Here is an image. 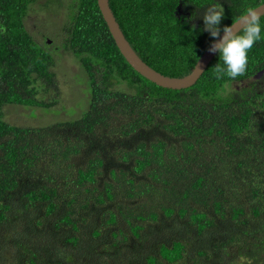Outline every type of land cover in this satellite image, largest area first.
I'll return each mask as SVG.
<instances>
[{
	"label": "trees",
	"instance_id": "obj_1",
	"mask_svg": "<svg viewBox=\"0 0 264 264\" xmlns=\"http://www.w3.org/2000/svg\"><path fill=\"white\" fill-rule=\"evenodd\" d=\"M37 1L0 0V264H264V17L244 76L217 79V52L172 89L129 64L98 0H70L88 108L21 126L6 106L57 103L54 55L25 21ZM109 2L144 61L184 76L213 42L208 5H223V29L264 0Z\"/></svg>",
	"mask_w": 264,
	"mask_h": 264
},
{
	"label": "rangeland",
	"instance_id": "obj_2",
	"mask_svg": "<svg viewBox=\"0 0 264 264\" xmlns=\"http://www.w3.org/2000/svg\"><path fill=\"white\" fill-rule=\"evenodd\" d=\"M69 1L57 0L58 5L51 3L49 7L44 8L45 0H38L28 10L25 20L27 29L38 42L48 43L55 58L53 70L56 73V87H50L45 95L48 100L55 98L57 103L49 110L37 108L35 111L30 106H6V118L13 124L44 126L57 121L76 119L88 108V75L79 59L65 46L64 28L68 18ZM113 204L115 202H111L109 206L112 207ZM90 223L91 220H85L82 226ZM97 244L101 245V242ZM148 250L149 248L146 249L145 255L149 253Z\"/></svg>",
	"mask_w": 264,
	"mask_h": 264
},
{
	"label": "clouds",
	"instance_id": "obj_3",
	"mask_svg": "<svg viewBox=\"0 0 264 264\" xmlns=\"http://www.w3.org/2000/svg\"><path fill=\"white\" fill-rule=\"evenodd\" d=\"M224 15L225 10L221 3L208 5L203 14L202 31L208 32L214 38L208 51L218 52L220 61L223 62L222 65L218 63L213 67L216 78L223 79L227 76L235 80L246 74L249 63L248 52L262 38L261 17H264V7L247 8L245 14L233 21L231 25H225L221 29ZM195 27L196 25L193 24V29Z\"/></svg>",
	"mask_w": 264,
	"mask_h": 264
},
{
	"label": "water",
	"instance_id": "obj_4",
	"mask_svg": "<svg viewBox=\"0 0 264 264\" xmlns=\"http://www.w3.org/2000/svg\"><path fill=\"white\" fill-rule=\"evenodd\" d=\"M98 5L118 48L120 49L121 53L126 58V60L129 62V64L144 77L159 86L172 89H182L194 85L196 81L200 78L202 73L205 71L210 61L217 54L209 52L208 47L207 50L199 58L194 68L188 74L184 76L166 75L149 65L135 51L130 41L127 39L125 33L123 32L110 6L109 0H98ZM259 7H264V3H261L255 8ZM221 35H223V31L221 32ZM198 64L200 66H197ZM262 71L259 72L257 76H260Z\"/></svg>",
	"mask_w": 264,
	"mask_h": 264
}]
</instances>
